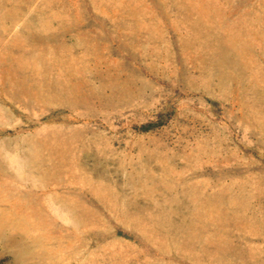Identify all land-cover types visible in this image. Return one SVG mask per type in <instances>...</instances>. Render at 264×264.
<instances>
[{
	"label": "rangeland",
	"instance_id": "obj_1",
	"mask_svg": "<svg viewBox=\"0 0 264 264\" xmlns=\"http://www.w3.org/2000/svg\"><path fill=\"white\" fill-rule=\"evenodd\" d=\"M0 264H264V0H0Z\"/></svg>",
	"mask_w": 264,
	"mask_h": 264
},
{
	"label": "trees",
	"instance_id": "obj_2",
	"mask_svg": "<svg viewBox=\"0 0 264 264\" xmlns=\"http://www.w3.org/2000/svg\"><path fill=\"white\" fill-rule=\"evenodd\" d=\"M152 126V124H150V125H147V126H142V129H145V130H147L148 128H150Z\"/></svg>",
	"mask_w": 264,
	"mask_h": 264
},
{
	"label": "bare ground",
	"instance_id": "obj_3",
	"mask_svg": "<svg viewBox=\"0 0 264 264\" xmlns=\"http://www.w3.org/2000/svg\"><path fill=\"white\" fill-rule=\"evenodd\" d=\"M19 239V238H18Z\"/></svg>",
	"mask_w": 264,
	"mask_h": 264
}]
</instances>
